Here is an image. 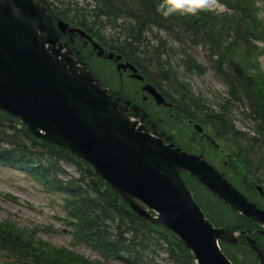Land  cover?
<instances>
[{
    "label": "trees",
    "instance_id": "trees-1",
    "mask_svg": "<svg viewBox=\"0 0 264 264\" xmlns=\"http://www.w3.org/2000/svg\"><path fill=\"white\" fill-rule=\"evenodd\" d=\"M219 1L225 5L223 0ZM225 2L236 13L211 17L180 8L179 12L165 15L164 0H93V5H89L92 9L74 5L73 15L65 11H55V15L78 25L108 50L121 54L153 84L168 85L180 112L190 119L203 120L205 127L212 126L224 146L234 147L235 162L249 170L251 165L264 166V73L259 70L257 60L262 51L253 45L256 39L264 41V22L258 15L257 0ZM212 20L235 21L218 31ZM108 25L112 31L106 33L104 27ZM153 28L169 34L174 41L181 40L209 52L206 62L212 65L226 91L216 97L214 107L204 96L195 95L172 69L169 46L161 38L157 42ZM148 37H154L157 44L150 45ZM188 67L189 72L200 70L194 63ZM155 72L161 78L159 81L153 78ZM237 110L245 121H251L253 136L234 127L231 114ZM181 145L187 150L188 144L181 142ZM2 166L24 172L46 191L64 196L66 216L62 224L71 228L70 235L77 242H85L98 258L91 261L65 248H48L37 243L30 232L5 221L0 223V264H194L189 250L170 232L138 217L89 166L61 148L32 137L26 126L0 111ZM69 167L71 171L67 172L64 168ZM182 175L215 226L239 229L217 219L206 205L207 197L199 194L202 186ZM219 205L224 207L218 199L212 204ZM227 257L235 264L251 263L240 262L229 254Z\"/></svg>",
    "mask_w": 264,
    "mask_h": 264
},
{
    "label": "water",
    "instance_id": "water-1",
    "mask_svg": "<svg viewBox=\"0 0 264 264\" xmlns=\"http://www.w3.org/2000/svg\"><path fill=\"white\" fill-rule=\"evenodd\" d=\"M66 32L90 41L97 57L103 56L101 46L79 28L62 21L54 24L44 0H0V110L18 119L33 137L90 166L134 213L171 232L195 264H232L217 243L236 244L237 234L214 228L205 219L180 173L194 176L226 206L260 227L264 210L249 203L201 155L166 144L164 134L153 128L149 132L143 125L147 114L141 110L139 115L135 104L129 106L128 100L121 104L110 96L79 51L61 42ZM105 58L121 59L113 52ZM116 68L143 79L128 63H117ZM143 89L157 104L165 103L151 85ZM127 109L134 113L130 116ZM250 232L240 234L264 264V252ZM256 233L263 234L264 228Z\"/></svg>",
    "mask_w": 264,
    "mask_h": 264
},
{
    "label": "rangeland",
    "instance_id": "rangeland-1",
    "mask_svg": "<svg viewBox=\"0 0 264 264\" xmlns=\"http://www.w3.org/2000/svg\"><path fill=\"white\" fill-rule=\"evenodd\" d=\"M51 6L53 11H65L68 14L73 15V6L77 7H87V9H92L89 5H93V0H45ZM219 1V0H218ZM216 0H199V5L197 7H184L182 11L186 9L201 13L207 12L205 14L211 17H219L224 14H231V12L236 13L232 8H228L226 5L227 0H223L225 5L218 3ZM256 6L260 7L258 13L261 21L264 22V0H257L255 2ZM180 10V9H178ZM177 10V11H178ZM179 12V11H178ZM186 12V11H185ZM128 21L123 18H119V21ZM235 20L222 23L221 21H211L218 31L220 29H225L227 26H231ZM207 26L210 24L206 23ZM111 30L110 26L104 27V31L108 33ZM112 31V30H111ZM153 34L158 35L157 42L161 38L166 41L167 46H169L170 54H172V69L178 72L179 77L182 81L187 82L190 85L193 93L195 95H202L208 101V104L212 107L215 106L214 101L216 97L223 96L226 93L224 84H221L216 74L213 72V67L211 64L206 62L208 51H203L201 47L195 48L190 44H185L184 41H174L171 39L169 34L163 33L155 28L151 30ZM148 42L150 45H156L154 37H148ZM74 45L81 51V55L84 56L85 61L88 63L89 67L92 68L95 75L101 79L102 83L110 89L115 94H119L125 98L133 100V102L141 105L145 110L151 115L152 120L157 123V118H162L163 124L161 127L167 132H174L177 135V141L179 142V137L181 136L184 141L187 142L186 147L189 151H194L196 153H207V158L211 160L214 165L222 169L221 163L225 160L223 156L224 152L214 151L212 147L206 144L205 141H201L199 138L193 139L188 132L184 131L186 126L177 125V121L174 122L172 117L165 115L163 109H158L154 105L153 101H148L145 103L142 101L143 94L134 93L141 89L140 84L131 80L126 73H120L117 71L116 66L113 62H108L105 59L97 58L93 53L91 47L78 38H75ZM259 50L264 52V42L263 40L256 39L253 42ZM260 51V52H261ZM258 67L259 70L264 73V53L258 57ZM194 63L199 67L198 73L195 71L189 72V64ZM188 72H186V71ZM154 80H158L160 77L156 75L153 76ZM159 81V80H158ZM167 90L166 87H164ZM240 111L232 112L231 117H233L234 127L242 132L249 133L252 135L253 127L250 120L245 121L241 117ZM181 133V134H180ZM180 134V135H179ZM181 143V142H180ZM67 172L71 171V167L64 168ZM234 176V175H232ZM234 176V181L240 184ZM243 187V184H241ZM202 189L199 191L201 197L205 196L206 205L214 213L213 215L220 219V221L230 222V226L239 227L244 225L245 222L242 218L234 215L229 209L222 206H212L216 201L213 197H208L206 195L207 190ZM248 195L252 197L253 200L260 206L264 207L261 202V197L258 195V191L254 188L248 191ZM64 196L57 192L46 191L38 182H34L30 177L24 175V172L18 171L16 169H11L7 166L0 167V223L5 221L12 223L15 227L21 228L23 231L30 232L35 238L36 242H41L48 246V248H65L67 251H74L77 256L89 260H94L98 258L97 254L90 250V247L83 244L82 242H77L74 236L70 235L73 230L67 225L62 224L60 219L65 216L66 209L64 207ZM228 246V245H226ZM225 251L240 262H251L254 264L256 258L254 254L249 250L247 245H241V247L235 248L232 246L225 247ZM1 255V254H0ZM255 261V262H254ZM257 263V262H256Z\"/></svg>",
    "mask_w": 264,
    "mask_h": 264
},
{
    "label": "flooded vegetation",
    "instance_id": "flooded-vegetation-1",
    "mask_svg": "<svg viewBox=\"0 0 264 264\" xmlns=\"http://www.w3.org/2000/svg\"><path fill=\"white\" fill-rule=\"evenodd\" d=\"M124 73H127L126 71L124 72ZM123 74V73H122ZM145 82H147L145 79L143 80V82H139L138 81V83L140 84V87H141V89H139L138 91L136 90V91H134V93H140V94H143V96L141 97L142 98V101L145 103V101L146 102H148V101H153L152 100V98H150V97H148V95H147V93H146V91L144 92L143 91V89H142V85L145 83ZM163 94V93H162ZM164 95V94H163ZM121 96V95H120ZM165 96V95H164ZM123 97V96H122ZM132 102H133V100H132ZM174 107V108H173ZM143 108V107H142ZM157 108L158 109H163V112L165 113V115H169V116H171V115H173L174 114V112H177L178 111V108H176V104H175V102H172V104L171 103H168V106H162V105H160V106H157ZM144 109V108H143ZM128 113H130V111H128ZM158 120H160V123H161V125L163 124V116H162V118L160 119H158ZM188 122H189V120H188ZM145 125H147V127H150V123H147V122H145ZM223 164V163H222ZM226 164H227V162L226 163H224L223 165L224 166H226ZM218 168V170L221 172V173H223L225 176H226V178H228V180H232V179H234V176H232L233 174H235L236 175V173H234L233 172V168H232V166H229V168H227V170H222V169H220L219 167H217ZM251 182H253L255 185H262V186H264V183H262V182H260V181H258L257 179H255L254 177H252L251 178ZM262 186L261 187H257L256 188V190L258 189V191H259V193H260V195H262L261 193H263V191H264V189L262 188ZM253 228H256V227H253ZM260 237V240H261V242H262V246H264V236H259ZM264 250V249H263Z\"/></svg>",
    "mask_w": 264,
    "mask_h": 264
},
{
    "label": "clouds",
    "instance_id": "clouds-1",
    "mask_svg": "<svg viewBox=\"0 0 264 264\" xmlns=\"http://www.w3.org/2000/svg\"><path fill=\"white\" fill-rule=\"evenodd\" d=\"M199 5V0H164L165 15L173 14L178 9L184 7H197Z\"/></svg>",
    "mask_w": 264,
    "mask_h": 264
}]
</instances>
